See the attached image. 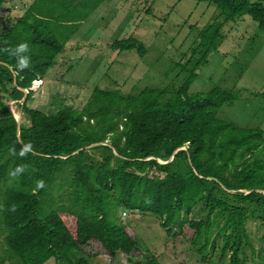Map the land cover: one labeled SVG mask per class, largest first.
I'll return each mask as SVG.
<instances>
[{
	"label": "trees",
	"instance_id": "trees-1",
	"mask_svg": "<svg viewBox=\"0 0 264 264\" xmlns=\"http://www.w3.org/2000/svg\"><path fill=\"white\" fill-rule=\"evenodd\" d=\"M103 1L31 0L0 27V264H101L97 253L117 262L122 254L120 264H160L141 256L131 229L118 221L122 208L151 214L166 237L185 226L203 264H264L263 130L216 116L236 100L234 90L188 91L222 42V26L248 15L263 31L264 5L196 0L216 13L183 52L184 77L173 90L144 86L122 94L95 86L81 108L27 107L32 82ZM21 43L30 49L20 54L29 58L26 68L12 54ZM108 46L146 52L131 36ZM7 100L18 107V123ZM25 145L31 148L20 156ZM19 166L25 170L11 175ZM248 221L260 229L257 247Z\"/></svg>",
	"mask_w": 264,
	"mask_h": 264
},
{
	"label": "rangeland",
	"instance_id": "rangeland-1",
	"mask_svg": "<svg viewBox=\"0 0 264 264\" xmlns=\"http://www.w3.org/2000/svg\"><path fill=\"white\" fill-rule=\"evenodd\" d=\"M30 1L6 0L0 11V27L8 25L4 17L20 14V7ZM258 1L264 5V0ZM215 13V6L196 0L103 1L79 24L47 74L32 82V96L26 106L45 113L60 107L81 108L95 86L122 94L136 93L144 86L173 90L184 77L178 67L183 52L196 30ZM222 34V42L197 69L188 91L206 92L216 86L234 90L236 100L221 106L216 116L238 126L259 127L264 134V99L256 94L264 93V30L243 15L224 24ZM128 36L143 44V56L134 50L118 51L108 46ZM6 104L19 121L21 114L15 102L7 100ZM117 218L131 229L142 257L154 255L160 264H203L188 244L191 233L185 226L175 236L166 237L151 214L122 208L117 210ZM247 231L257 247L260 229L248 221ZM82 249L92 253L96 248ZM97 254L101 264L125 261L122 254L117 256L123 260L119 262L115 257ZM44 264H53V260Z\"/></svg>",
	"mask_w": 264,
	"mask_h": 264
},
{
	"label": "clouds",
	"instance_id": "clouds-1",
	"mask_svg": "<svg viewBox=\"0 0 264 264\" xmlns=\"http://www.w3.org/2000/svg\"><path fill=\"white\" fill-rule=\"evenodd\" d=\"M12 51V50H9ZM30 49L27 45V43H21L20 45H18L14 51H12V54L18 57V66L20 68H26L28 67L30 61L29 58L27 56H22L20 55L21 53H27L29 52ZM31 148V145H25L23 147V149L20 152V156H24ZM13 154L15 153V150H12ZM26 166H19L17 167L12 173L11 175L15 176L18 175L19 173L23 172L25 170ZM36 187L37 189L43 188L44 187V182L42 180L37 181L36 182ZM12 210H15V206L12 207Z\"/></svg>",
	"mask_w": 264,
	"mask_h": 264
},
{
	"label": "water",
	"instance_id": "water-1",
	"mask_svg": "<svg viewBox=\"0 0 264 264\" xmlns=\"http://www.w3.org/2000/svg\"><path fill=\"white\" fill-rule=\"evenodd\" d=\"M29 90H30V89H29ZM23 91H24V93H26L27 90H23ZM15 120H16V122L18 123V119L15 118ZM170 159H171V157H170L167 161H169ZM160 162H161V161H160ZM165 162H166V161H165Z\"/></svg>",
	"mask_w": 264,
	"mask_h": 264
},
{
	"label": "built area",
	"instance_id": "built-area-1",
	"mask_svg": "<svg viewBox=\"0 0 264 264\" xmlns=\"http://www.w3.org/2000/svg\"><path fill=\"white\" fill-rule=\"evenodd\" d=\"M125 215V213L124 212H121V216H124Z\"/></svg>",
	"mask_w": 264,
	"mask_h": 264
},
{
	"label": "bare ground",
	"instance_id": "bare-ground-1",
	"mask_svg": "<svg viewBox=\"0 0 264 264\" xmlns=\"http://www.w3.org/2000/svg\"><path fill=\"white\" fill-rule=\"evenodd\" d=\"M35 82H38V81L36 80V81H34L33 83H35Z\"/></svg>",
	"mask_w": 264,
	"mask_h": 264
},
{
	"label": "crops",
	"instance_id": "crops-1",
	"mask_svg": "<svg viewBox=\"0 0 264 264\" xmlns=\"http://www.w3.org/2000/svg\"><path fill=\"white\" fill-rule=\"evenodd\" d=\"M67 43H70V42H67ZM65 50V49H64ZM62 55V54H61Z\"/></svg>",
	"mask_w": 264,
	"mask_h": 264
}]
</instances>
